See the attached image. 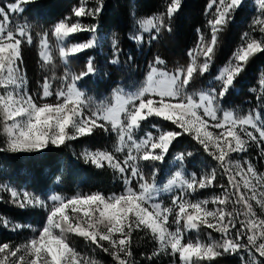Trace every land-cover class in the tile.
Returning a JSON list of instances; mask_svg holds the SVG:
<instances>
[{
	"label": "snow or ice",
	"instance_id": "6c2138e0",
	"mask_svg": "<svg viewBox=\"0 0 264 264\" xmlns=\"http://www.w3.org/2000/svg\"><path fill=\"white\" fill-rule=\"evenodd\" d=\"M256 2L260 17H264V0ZM36 3L38 0H12L6 7H0V89H3L0 92V121L7 135L6 148H0V152H38L50 145L60 146L66 141L93 135L95 130L114 133L118 139L114 152H86L84 158L98 168L106 163L121 174L124 190L108 196L100 192L78 193L72 197L53 195L49 206L27 192L20 200L18 192L9 188L14 203L19 201L21 208H46L47 216L42 228L36 230L38 234L22 249H12L8 244L0 245V256L3 257L0 264H87L86 258L71 246L69 234L84 237L103 251L110 252L117 264H130L120 254L131 256L130 237L134 230L139 229L151 232L159 244V250L170 248L173 255L178 254L180 264H198L201 260L237 252H247L251 264H264L255 256L258 253L264 257V219L254 218L255 213L249 203L256 200L264 208V200L257 196L259 188V196L264 197V174H258L250 160L245 159L243 163H233L231 160L232 154L247 152L250 144L259 147L264 155V118L260 113V107H264V104H258L253 110L255 114L249 112L239 116L223 111V115H220L221 102L245 70L249 58L264 52V39L257 40L245 32L242 39L246 43L233 52L228 65L215 78L219 87H210L198 94L188 90L197 75L202 77L209 71L218 33L234 19V13L243 6V0H211L206 8L207 14L215 7L212 18L208 20L211 40L206 41L204 34L197 29L199 39L195 48L188 52L190 62L186 69L178 67L169 72L160 67L164 61L157 57L149 65L146 81L137 92L129 94L118 89L108 104H93L78 87L79 81L95 74L91 59L86 71L79 75L69 76L65 73L54 92L46 77L41 85L39 101L28 93L26 77L20 69L21 48L25 42L31 44L32 37L27 23H18L13 28L11 16L22 15L26 5ZM180 5L181 0H171L166 12L140 21L143 32L149 34V43L158 39L162 30L171 31V18ZM102 11L103 0H96V5L91 8L81 3L73 10L77 18L75 22L65 18L54 25L52 35L60 42L59 56L62 60L67 62L70 57L95 46L99 26H86L79 18H95ZM254 26H259L260 33H264V18H257ZM80 32H90L92 37L85 42L69 43V38ZM47 35L45 33V38L41 40V56L45 63L51 61L47 51ZM131 38L138 43L143 42L142 34ZM112 44L117 57L112 63H117L120 50L115 39ZM201 56L203 59L199 60ZM260 86L264 89V79H261ZM52 96L55 102H48ZM257 100L260 101L261 97L258 96ZM150 118H158L171 127L154 123L152 128L155 133L149 131L137 139V131ZM184 134L201 145L226 175L227 185H219L222 194L211 201L216 205L214 209L207 207L210 203L208 200L193 202L186 197L197 188L216 187L215 169L211 174L199 178L193 174L190 180L180 179L181 173L177 172L176 177L165 185V190L173 185L179 189L172 196L171 207H164L158 202L161 194L155 179L158 169L152 172L151 181L142 171L141 162L153 164L154 167V162L163 161L173 143ZM176 159L183 161L184 154ZM230 201L232 211L226 208ZM241 204L246 209L243 213L246 219L240 220V227H237L241 214L237 206ZM170 217L174 218V231L168 227ZM201 225L220 233L222 242H182L185 232L199 230ZM104 241L108 247L101 243ZM21 251L25 255H19ZM9 256L17 259L9 260ZM240 260L241 264H250L243 255Z\"/></svg>",
	"mask_w": 264,
	"mask_h": 264
},
{
	"label": "trees",
	"instance_id": "16d2710c",
	"mask_svg": "<svg viewBox=\"0 0 264 264\" xmlns=\"http://www.w3.org/2000/svg\"><path fill=\"white\" fill-rule=\"evenodd\" d=\"M81 1L87 2L88 7H94L96 0H38L36 4L26 5V11L21 15L20 22L27 23L32 37L31 44L25 42L21 48L22 67L28 81L29 92L40 94V86L48 77L43 63L39 57V36L43 33L51 34L55 24L70 18L76 21L73 10L80 6ZM12 0H0V6L5 7ZM171 0H103V11L95 18L84 16L80 21L92 25L97 24L99 30L96 33L97 43L91 49L85 50L79 56L70 58V66L82 67L87 64V59L93 61L96 69L93 82L81 83L93 92L96 87L113 86V84L125 78L127 75L141 76L155 58L164 61L163 66L169 70L178 67L186 69L190 62L188 52L196 46L199 39L197 29L204 34L206 41L211 40V31L208 20L212 18L215 7L206 14V8L211 0H181L179 10L171 18V31L162 30L158 39L149 43V36H143V42L138 43L131 39V34L137 21L147 19L149 15H160L166 12ZM218 2V0H217ZM250 1L244 0L243 6L234 13V19L227 23L218 33V42L213 55V63L204 76L197 75L191 82L199 85H209L207 80L214 78L219 68L225 65L233 52L241 44L242 36L249 32L247 23L253 18V10ZM252 17V18H251ZM138 18V20H137ZM136 19V21H135ZM255 29V30H254ZM256 34L255 39H264V33ZM259 34V35H258ZM92 36L90 32H80L69 38V42L88 40ZM117 41L120 50L118 62L112 63L114 55L112 41ZM201 56L199 60H202ZM264 79V52L254 54L249 58L245 70L237 78L228 95L221 102V106L233 109L236 112H253L258 104H264V89H261L260 81ZM105 91L109 90V87ZM199 88V86H196ZM96 92V91H94ZM261 97L258 101L257 97ZM35 97V96H34ZM260 113L264 118V107H260ZM171 127L170 125H164ZM7 135L3 130V122L0 121V148H6ZM116 135L102 130H95L93 135L80 137L76 140L66 141L60 146H49L38 152L11 153L0 152V245L8 244L12 249L26 245L32 229L43 226L47 209L41 207L21 208L19 201L13 202L12 189L22 196L23 189L32 197H39L51 206V197L58 195L72 197L76 194L103 193L105 196L113 193L119 194L124 190L122 176L110 168L106 163L103 167H96L86 162L82 157L81 150L89 149L93 152H114ZM174 152L191 154L194 164H190V170L199 178V168L208 173L215 169L216 187L198 189L194 192L197 198H208L212 195L220 196V184L227 185V180L219 174L218 167L212 166L211 158L204 155L202 146L188 135L179 137L170 148ZM166 158V157H165ZM152 171L144 173L146 178H151ZM199 191H208L201 193ZM22 198V197H21ZM21 200V199H20ZM42 228V227H41ZM169 230H174L169 228ZM151 233V232H150ZM147 230H135L130 237L131 256L125 258L130 264H169L179 262V255H173L168 249L165 254L153 255L149 253L146 245ZM211 229L199 228V235L203 243H207L209 236L219 241L213 235ZM151 240H155L150 235ZM71 246L85 257L87 264H117L110 252H105L91 241L75 234H69ZM156 241V240H155ZM106 247V241L101 242ZM19 255H25L23 251ZM151 257V259H149ZM0 258H3L0 256ZM11 260V257H8ZM264 262V261H263ZM198 264H241L240 257L236 253H225L211 260L205 259Z\"/></svg>",
	"mask_w": 264,
	"mask_h": 264
},
{
	"label": "rangeland",
	"instance_id": "374dc122",
	"mask_svg": "<svg viewBox=\"0 0 264 264\" xmlns=\"http://www.w3.org/2000/svg\"><path fill=\"white\" fill-rule=\"evenodd\" d=\"M248 1H250V4H251L250 8L253 10V15L254 16H253V18L251 17L252 19H251V21H249L247 23L246 27L249 30V32L248 31L247 32L249 33L250 37L255 38L256 37V34H254L255 32L253 31V27L256 28V31L258 33H260V31H259V26H254V21L257 18H264V17H260V11H259V7H258V4H257L256 0H248ZM81 3H86V6L88 7L87 2L81 1ZM6 5H5V7H6ZM21 19H22V17H21L20 14L12 15L11 16L12 27L15 28V26L18 23L20 25H24V23L20 22ZM137 20H138V18H137ZM80 22L82 24L86 25V26L89 24V23L86 24V23H84L82 21H80ZM47 34H48L47 37H46L47 46H48L47 47V51L51 55V61L48 62V63H46L47 64V67H44V69H45V72L48 73V77L47 78L51 82V84H52V90L54 92L55 89L57 87H59L60 81L65 76V73H68L69 76H71V75H79L80 72L86 71L87 64L86 65H83L82 67H76V66L71 67L70 66V58H73V57H70L67 60V62H65L64 60H62L60 58V56H59L60 42L57 41L56 37L52 35V31H51V34H49L48 32H47ZM141 34L143 36H145V35L149 36V34L147 32H143V29L140 27V21H137L136 26H134V28H133L131 37H135V36L141 35ZM44 38H45V33H43V34H41L39 36V42H38L39 57H40V59H41V61L43 63H45V62H44V60H43V58L41 56V51H42L41 40L44 39ZM132 40L135 41L134 39H132ZM85 41H87V40H83V41H79V42H85ZM69 43H77V42H69ZM245 43L246 42L243 39H241V44L239 45V47L242 44H245ZM194 48L195 47H193L192 49H194ZM80 54H78L77 56H79ZM113 60H114V58H111V61H113ZM155 60H156V58L151 63H149L147 67H145L146 69H145V71L143 72V74L141 76L138 77V76H136L134 74L127 75L125 78L116 81L113 84L112 87H111V85L110 86L108 85L111 88H109V90H107V91H105V89H107L108 86H105L103 88L96 87L94 89V91H96V92H94V91L93 92H90V89H88L87 87H85L81 83V81H83V80H81V81L78 82V87L80 88V90L82 92L85 93V96L88 99H90L93 104H101V103L108 104V103H111L112 100H113V94L118 89H122L125 93H129V94L130 93L137 92L144 85V83L146 81L147 74L150 71L149 65L150 64H153L155 62ZM88 61L89 60L87 59V63H88ZM227 65H228V62L225 65H223L222 67H220L219 68V71H218V74L216 76H218L220 74V72L222 71V69L225 66H227ZM160 67L166 69L169 72L174 71V70L167 69L163 65H161ZM20 69H21V72L25 75V72H24V69L22 67V64H20ZM95 73H96V71H95ZM94 75L95 74H92L91 76L94 77ZM216 76L214 78H210L209 80H207L206 83L209 84L208 86L207 85H205V86L203 85L202 86V85H199V84H193V86H189V89L188 90L190 92L194 93V94H198L201 91H207L210 87L218 88L219 87V82H216V80H215ZM85 78H86L85 81L86 82H90V83H92L93 80H94V78H90L89 76H87ZM196 86H199V88L196 87ZM26 88H27L28 93L30 95H32L29 92V89H28V81H27V78H26ZM40 88H41V86H40ZM2 91H3V89H0V92H2ZM40 95H42V88H41L40 94L34 93V96H35V98L38 101H39ZM48 102H55V97L54 96L49 97L48 98ZM220 107L222 109V111L220 113L221 116L223 115V111H230V112H233V113H235L236 115H239V116H244V115H247L249 113L248 110H246L245 112H241V111L236 112L233 109L223 108L221 105H220ZM253 114H255V113L253 112ZM154 123L155 124H160V125H168L166 122H163V121L159 120L158 118H150L148 121L144 122L143 125H142V128L137 131V133H136L137 139L143 137L149 131H153L155 133V130L152 128V124H154ZM3 130H4V128H3ZM249 130L251 131V129H249ZM184 135H187V134H184ZM117 143H118V139L116 137V145H117ZM198 146H201V145L198 144ZM86 152H93V151H91L89 149H86V148L85 149H82L81 150V154H82V157L83 158H84V154ZM180 154H184V160L183 161H180V160H177L176 159L177 156L180 155ZM204 155L209 156L205 151H204ZM165 157L166 158H164L163 161L154 162V167H153V164H148V163H145V162H141V165H142V171H143V173H149L150 171H152V169H153V171H154V169H158V173H157V176L155 178L156 179L157 186L161 189V194L158 197V202L161 203L164 207H171L172 206V196L173 195H176L178 193L179 189H178V186L177 185H173L171 189L165 190V185L168 184L169 180H172L173 178L176 177V173L177 172H180L181 173V178L180 179L190 180L192 178V176H193L194 173L190 170L188 163L194 164V162L193 161L191 162L192 159L190 158V155L189 154H186L184 152H174L171 149L169 150V152L166 154ZM209 157L212 160L211 161L212 166L218 167L217 170L219 171V174L222 175V176H224L225 179L227 180L226 175L223 172V169H221L218 166V163L215 160H213L211 156H209ZM245 159L251 161V163L255 167V169H256V171H257L258 174H264V155L261 154V151H260V148L259 147H257L255 144H250L249 147H248L247 152L241 153V154H235L234 153L231 156V160L233 161V163L235 161H240L241 163H243V161ZM198 170L200 171V175L201 176L207 175L206 172H205L206 170L204 171L203 168H201V169L199 168ZM211 173L212 172L210 171L208 174H211ZM151 179H152V176H151V178H149V181H151ZM237 179H239V177H237ZM178 183H179V181H178ZM241 189L243 190L242 184H241ZM260 190L261 189L258 188L257 196H258L259 199L264 200V197H260L259 196V191ZM21 192H22V196H21L22 198L20 197V199L22 200L25 191L23 189H21L20 190V193ZM205 192L206 191H199V194L205 193ZM229 192H231V189L230 188H229ZM206 193H208V191ZM27 194L30 196V194L28 192H27ZM221 194H222V192H221V189H220L219 190V195H221ZM246 194L247 195H251V193H247V192H246ZM214 197H216V196L212 195V196H210L208 198H201L200 199V198H197V196L195 195L194 192H191V193L188 194V196L186 197V199H189V200H191L193 202H195L197 200H208V201H210V203L207 205V207L211 210V209H214L216 207V205H214V204L211 203V201H212V199ZM33 198L34 199H41V200H43L42 198H39V197H33ZM232 199L234 200L235 197H233ZM249 203H251V205H252V211L255 213V217L254 218L257 219V220L258 219H264V208H261V206L256 202V200H250ZM237 207L239 208L240 213H241L240 216L238 217V220H237V227H240L239 221L246 219V217L243 215V213L246 211V209L243 207L242 204L241 205H238ZM226 208H227L228 211H232V202L231 201L226 206ZM42 209L45 210V208H42ZM82 215L83 214L81 213V216ZM173 219L174 218L170 217V221H169L168 227L175 230L176 225L172 222ZM45 222H46V219H45L44 223ZM41 227L32 229V232H31V234H30V236L28 238V242L31 240V237H33V236H35V235L38 234V232L36 230L40 229ZM201 227H205V226L201 225ZM139 230H142V229H139ZM174 230H172V231H174ZM212 232L214 233L213 235L216 236L217 239H219V241H216L211 236H209V239L207 240V243H205V244H210V243H212L214 241L217 242V243H221L222 242L221 234L218 233V232H215L214 230H212ZM233 234H234V232H233ZM150 235H151V233H150ZM150 235L147 237V240L148 241H146V245H148V247H149V253L150 252H153V255H157V254H160V253L165 254L166 250H164V251L159 250V244L157 243V241L151 240L150 239ZM197 240L203 242L202 239H201V236L199 235V230H191V231L185 232L182 242H185V243L188 242V241L196 242ZM245 242H246V237H245ZM20 248L22 249L23 248V245L20 246ZM168 250L171 252V249L170 248H168ZM236 254L239 257L241 255H243L245 257V259H247V260L250 261V264H251V258L248 256L247 252H237ZM255 256H256V259L257 260L262 261V262L264 261V257H260L258 253H255ZM14 259H17V258L16 257H11V260H14ZM169 264H180V260H179L178 263L171 262Z\"/></svg>",
	"mask_w": 264,
	"mask_h": 264
},
{
	"label": "bare ground",
	"instance_id": "6f19581e",
	"mask_svg": "<svg viewBox=\"0 0 264 264\" xmlns=\"http://www.w3.org/2000/svg\"><path fill=\"white\" fill-rule=\"evenodd\" d=\"M36 236V235H35ZM34 237V236H33ZM33 237H31V239L33 238Z\"/></svg>",
	"mask_w": 264,
	"mask_h": 264
}]
</instances>
